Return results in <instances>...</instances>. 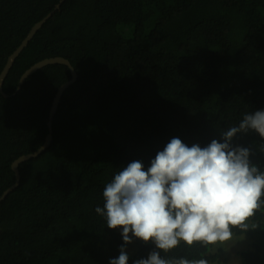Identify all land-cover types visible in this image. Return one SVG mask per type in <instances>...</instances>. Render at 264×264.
<instances>
[{"label":"trees","instance_id":"trees-1","mask_svg":"<svg viewBox=\"0 0 264 264\" xmlns=\"http://www.w3.org/2000/svg\"><path fill=\"white\" fill-rule=\"evenodd\" d=\"M59 1L0 0V72L52 13L11 67L7 95L43 59L63 57L77 73L49 147L20 165L18 188L0 203V264H109L123 240L95 208L118 171L133 161L147 170L172 138L223 142L245 113L264 110V0H64L55 10ZM69 79L66 66L48 65L0 95V195L14 182L12 162L43 144L53 97ZM232 146L249 148L264 171L258 134L238 133ZM231 231L250 240L239 264H264V208ZM211 247L181 241L160 255L222 264ZM153 250L134 239L128 264Z\"/></svg>","mask_w":264,"mask_h":264},{"label":"clouds","instance_id":"clouds-1","mask_svg":"<svg viewBox=\"0 0 264 264\" xmlns=\"http://www.w3.org/2000/svg\"><path fill=\"white\" fill-rule=\"evenodd\" d=\"M248 131L264 139V110L245 113L237 126L222 133L223 142L213 139L205 147H189L172 138L147 170L133 161L118 171L104 187L103 207L95 208L123 240L119 256L109 264H128L126 246L134 239L153 244L155 250L133 264H208L205 259L166 260L160 253L181 241L212 246L213 253L215 245L232 236L249 240L231 231L246 230L255 212L264 208V171L251 163L249 148L232 146L238 133ZM249 247L250 240L245 249ZM216 253L220 255L219 249Z\"/></svg>","mask_w":264,"mask_h":264},{"label":"water","instance_id":"water-1","mask_svg":"<svg viewBox=\"0 0 264 264\" xmlns=\"http://www.w3.org/2000/svg\"><path fill=\"white\" fill-rule=\"evenodd\" d=\"M64 0H60L59 3L55 6V10L60 7V4ZM52 13H49L45 17H43L41 20L36 22L26 33L25 37L22 39L21 43L19 46L7 57L6 63L3 67V69L0 72V95L3 98H8L10 96L15 95L18 91H20L21 86L24 84V82L34 73H36L38 70L48 66V65H54V64H60L64 65L68 68V71L70 73V79L63 83L56 91L51 107L49 110L48 114V120H47V129L48 132L44 138L43 144L33 153L25 154L19 156L17 159H15L12 164H11V170L14 174V182L13 184L8 187L6 190L3 191V193L0 195V203L6 199V197L13 192L15 189L18 188L20 184V165L31 160L37 158L43 151H45L51 141H52V121L54 118V115L56 114L58 105L60 103V99L64 93V91L69 88L72 84H74L77 80V73L73 66L70 64V62L63 58V57H52V58H47L43 59L35 64H33L31 67H29L27 70L23 72V74L20 76L18 80V84L16 87V90L14 91L13 94L7 95L3 91V83L5 78L7 77L11 67L13 66L15 60L19 56V54L22 52V50L28 45V43L31 41V39L34 37L36 32L44 25V23L51 17Z\"/></svg>","mask_w":264,"mask_h":264},{"label":"rangeland","instance_id":"rangeland-1","mask_svg":"<svg viewBox=\"0 0 264 264\" xmlns=\"http://www.w3.org/2000/svg\"><path fill=\"white\" fill-rule=\"evenodd\" d=\"M248 245L249 240L246 237L232 236L228 241L215 245L212 248V252L216 253L219 249V260H221L222 264H239L236 253L247 248Z\"/></svg>","mask_w":264,"mask_h":264}]
</instances>
